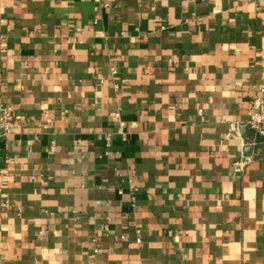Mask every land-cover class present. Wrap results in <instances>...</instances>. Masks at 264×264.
Returning <instances> with one entry per match:
<instances>
[{
    "label": "crops",
    "instance_id": "crops-1",
    "mask_svg": "<svg viewBox=\"0 0 264 264\" xmlns=\"http://www.w3.org/2000/svg\"><path fill=\"white\" fill-rule=\"evenodd\" d=\"M263 85L264 0H0V264H264Z\"/></svg>",
    "mask_w": 264,
    "mask_h": 264
},
{
    "label": "built area",
    "instance_id": "built-area-1",
    "mask_svg": "<svg viewBox=\"0 0 264 264\" xmlns=\"http://www.w3.org/2000/svg\"><path fill=\"white\" fill-rule=\"evenodd\" d=\"M253 105L254 113L248 123L257 135L264 137V85L260 89V94L254 99ZM10 126V109L0 104V141L7 137L10 132ZM231 134H237V126H232Z\"/></svg>",
    "mask_w": 264,
    "mask_h": 264
},
{
    "label": "water",
    "instance_id": "water-1",
    "mask_svg": "<svg viewBox=\"0 0 264 264\" xmlns=\"http://www.w3.org/2000/svg\"><path fill=\"white\" fill-rule=\"evenodd\" d=\"M5 142L4 141H0V160H2L4 154H5Z\"/></svg>",
    "mask_w": 264,
    "mask_h": 264
}]
</instances>
